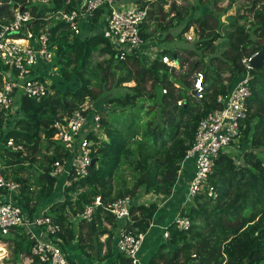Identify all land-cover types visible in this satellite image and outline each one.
<instances>
[{
	"label": "trees",
	"instance_id": "1",
	"mask_svg": "<svg viewBox=\"0 0 264 264\" xmlns=\"http://www.w3.org/2000/svg\"><path fill=\"white\" fill-rule=\"evenodd\" d=\"M140 1L141 7L149 4L140 26L142 39L146 41L154 34L164 33L162 40H176L158 50L149 64H141L135 55L117 59L100 31L82 36L63 21L56 22L49 30L52 62L46 63L47 66L44 63L45 71H37V77L44 80L52 67L56 71L59 67L60 78L68 82L76 80L75 89L62 92L59 84L51 82L54 93L38 101L16 92L13 104H18L17 117L0 108L2 173L20 184L19 195L14 198L30 217L41 212L37 198L55 194L46 214L60 225V230L48 238L60 245L72 264L74 260L67 250L74 249L94 262L105 264L115 256L112 264H128L114 245L118 220L108 210L109 205L130 195L133 202L125 227L131 233L147 234L158 205L139 203L138 191L168 196L174 187V200L178 201L187 187L185 181L178 179L180 161L192 144L199 120L220 107L216 97L226 94L241 79L244 73L241 59L258 52L261 48L258 41L264 38V0L239 3L240 0H228L224 7H217V0H195L188 4L186 1V5L171 1L169 14L173 15L167 20H161L160 10L168 0ZM51 3L42 7L33 4L30 8L39 17L46 11L72 9L77 0H51ZM18 4H24V0H0V23L9 20L11 10ZM202 4L208 5L209 11L202 14L193 11L195 5ZM234 4H237L235 12L228 14ZM244 7L248 8L246 13L242 12ZM104 12L101 7L84 19L101 29ZM173 21L181 26L174 34L169 31ZM44 23L35 19L30 28L37 32ZM190 28L192 41L184 36ZM99 48L108 58L95 62L93 52ZM162 56L175 60L179 68L163 63ZM196 68H201L204 76L201 99H196L191 91L189 75ZM4 69L0 62V85ZM108 70L120 73L114 87L123 82H132V86L125 87L123 94L111 93L105 100L112 112L111 125L106 118L101 120L106 140L86 135L95 142L91 153L95 162L83 177L65 176L70 183L61 200L54 193L57 179L50 172L54 162L67 161L70 152L54 138V123L65 122L86 100L102 97ZM249 86L247 117L241 123L236 151L240 152L242 163L237 164L232 152L219 155L207 183L187 209L189 229L180 230L173 221L168 223V237H163L162 230L164 240L151 253L147 264H264V63L252 67ZM86 111L90 121L93 112ZM114 113L120 117L112 116ZM115 122L119 124L113 125ZM5 123H10L8 128H4ZM10 138L22 149L6 146ZM31 172L36 174L37 196L27 183ZM126 172L129 177L122 175ZM97 197L100 202L91 221L76 219L84 206ZM3 242L10 247L6 263L42 264L31 253L34 239L23 227H15L6 236L0 233V243Z\"/></svg>",
	"mask_w": 264,
	"mask_h": 264
},
{
	"label": "built area",
	"instance_id": "2",
	"mask_svg": "<svg viewBox=\"0 0 264 264\" xmlns=\"http://www.w3.org/2000/svg\"><path fill=\"white\" fill-rule=\"evenodd\" d=\"M33 4L42 7L52 3L51 0H24V4H18L11 10L9 20L0 23V62L5 66L0 85V108L6 110L5 113L11 111L13 95L16 92L37 101L54 93L50 87V81L37 77L36 67L52 62L53 51L49 44V30L54 23L63 21L70 30L78 33L80 20L104 7L103 26L100 33L109 41L117 59L123 60L128 55H135L144 43L140 36V26L148 14L147 5L144 7L134 5L129 9L122 10L117 8L116 0H77V5L72 9L46 11L38 17L30 8ZM35 19L45 21L44 24L38 26L37 32L30 28V22ZM156 52L152 58L149 56V59L145 61L146 64H149L155 57ZM256 53L241 59L244 67L243 76L226 94L216 97V102L220 107L210 110L201 117L192 144L180 161L178 173L187 164L192 167L190 181L173 219L176 227L180 230L187 231L189 229L190 220L186 215L187 209L193 203L200 189L207 183L219 155L232 152L231 154L233 158H237V162L241 161L242 163L243 161L240 152L236 154V151L242 131L241 123L247 117L246 102L250 95L249 79L253 67L251 62ZM162 62L172 67L177 64L168 56H162ZM52 70L54 71V67ZM52 70L48 73H51ZM165 91L166 89L163 88L162 92ZM191 91L196 99H201L204 95V76L200 70L193 74ZM85 102L81 104L80 108L75 109L65 122L56 121L54 123L56 129L54 138L70 152V157L67 161L54 162L50 172L52 177L58 178L60 175L65 177L70 174L73 179H76L89 172L93 159L91 153L94 147L92 146L95 145V142L87 138L86 135L93 134L100 138L103 131L100 124L101 117L98 113H93L92 120L88 121L86 110L89 109ZM180 102L177 103L180 104ZM5 145L14 150L22 149V146L15 145L11 138L6 141ZM64 182L63 190L70 181L65 178ZM19 187L18 182L4 176L0 165V190H4L3 194L8 195L7 199L0 201V233L6 236L15 227L21 226L30 238L34 239L31 253L42 264H72L60 245L48 238V235H53L60 230V225L46 214V210H42L32 217L28 216L14 198L19 195ZM99 202L97 197L92 204L85 205L76 219L90 222ZM132 202L133 198L130 195H125L113 201L108 210L118 220L115 232L116 249L128 260V264H142L139 250L146 233H131L125 227L130 219ZM35 228H39L44 235L37 236L33 231ZM162 230L163 237L167 238L166 227H163Z\"/></svg>",
	"mask_w": 264,
	"mask_h": 264
},
{
	"label": "crops",
	"instance_id": "3",
	"mask_svg": "<svg viewBox=\"0 0 264 264\" xmlns=\"http://www.w3.org/2000/svg\"><path fill=\"white\" fill-rule=\"evenodd\" d=\"M139 1L140 0H116V3H117L116 6H117L118 9H122V10L123 9H129V8L133 7L134 5H140ZM144 1L153 2L155 0H141L140 2H144ZM170 2H171V0H168V2L163 5V7L165 5L169 6ZM217 2H218V0H217ZM239 2L240 1H238V3ZM175 3H176V0H175ZM178 3H179V1H178ZM178 3H176V4H178ZM209 4H210V2H209ZM147 6L149 7V4ZM217 7H218V4H217ZM209 9H210V7L208 5L202 4V5H195V9L193 11L194 12L196 11L197 13L202 14L204 12L209 11ZM169 11H170V9H168L166 15L164 13L165 17H163V14L160 15L161 16V20H164V19L167 20V19L171 18L173 13L171 12L169 14ZM87 20L88 19H81L80 20V24L81 25H80L79 33H81L82 36L92 35L93 33H95L97 31V28H95L94 25H92V23L88 22ZM174 22L175 21L172 22V24H171L172 26L169 28V31L171 33H173V34L177 32L176 31L177 27H173V25H174L173 23ZM176 23H178V22H176ZM99 26H97V27H99ZM175 26H177V25H175ZM161 35H164V33H158V34L152 35L148 40L144 41L143 45L140 46V48L136 51L135 56L140 60V62L142 61V63L144 64L145 61L149 59V56L151 58L154 56V54L156 52V48H159V47L163 48L164 47V44L166 42H164V44L162 45V42H163L162 39H161L162 37L159 38ZM155 38H157V41H155ZM171 44H169V45H171ZM167 45H168V43H167ZM102 46L103 45H100V47H102ZM107 58H108L107 55L105 53H102L100 48L93 52V61H95V62L105 61V59H107ZM44 65H46V64H44ZM44 65L42 64L40 66L39 65L36 66L37 67V71H39V73H41V71H45L44 70ZM60 87H61V85H60ZM67 90H70V87H67L66 85H64L62 83V91L64 92V91H67ZM91 101H94V100L92 99ZM100 103H101L100 100H98L95 104L93 102V110L97 109V110H101V112H102V110L107 111V113L109 112V114L107 115L106 119L109 120V122L107 124H110V120H111L110 113H112V112L109 111L110 110L109 109L110 106L107 105V103L106 104H100ZM103 105H105L107 107V109H103V107H101ZM93 110L91 109L90 112L94 113ZM95 113L97 114L98 111H95ZM107 113H104V114L106 115ZM98 114L100 115V113H98ZM91 120H92V116H91ZM118 124H119L118 122L113 123V125H118ZM191 170H192V167L188 164L185 168L181 169V171L178 173V175H181V178L182 177L184 178V181L186 182L187 185H188V183L190 181V178H191V175H192ZM22 175L26 176L23 173H22ZM56 179H57V187L55 188L54 193L56 192V194H57V191L61 192L63 190V188H64L63 183H65V182H61V181H64L65 177H64V175H62V180H60V178L59 179L56 178ZM36 180H37L36 179V174L34 172H31V174L29 175V180H28L27 183L31 186V191H36V196H37V194L39 192L38 191L39 187L37 186ZM185 191H186V189L183 192V196H184ZM138 192H142V191H138ZM151 194H149V195H151ZM51 195L52 194L45 195L42 198H37L36 199V205L40 207V210L38 209L39 211L46 210V208L48 206H50ZM149 195L140 194L137 197L141 198L143 196L141 199H145V198H150ZM151 196H152V198L153 197L157 198V197H161L163 195L162 194H158V195L152 194ZM7 198H8V195L3 194V193L0 192V201H3L5 199H7ZM174 198L176 199V189L173 187V189L171 190L170 194L164 200H162V202L158 205V209L156 210L154 218H153V220L150 223L151 226H149V229L147 230V234H145V238H144V240H143V242L141 244L140 250H139V257H140V260H141L142 264H147L149 256L153 252V247H155L157 245L156 241H151L152 237H154V234L156 232L162 231L163 227H166L167 224L170 223L171 221H173V219L175 217V213H176L175 211L177 210V201H175ZM166 199H168V200H166ZM182 200H183V197H182ZM165 202H168V203H166L167 205L165 204L164 206H161ZM167 215H172V218H170L169 222H166V218L165 217ZM151 227L153 228L152 230L150 229ZM33 231L39 237H42L44 235V234L41 233V230L39 228H35V229H33ZM103 236L105 237V235H103ZM103 239L104 238H102L101 240H103ZM163 240H164V238H163ZM148 243L151 244V246L149 247L150 248L149 250H147V248L145 246H143L144 244L146 245ZM114 245H115V241H114ZM72 258H73V260H76V259L79 258L78 260L80 261V263L94 264V261L91 258L88 259V258H86V257H84L82 255H80V257L72 256ZM115 260L116 259H115V256H114V257H112V259L106 260L105 264H112Z\"/></svg>",
	"mask_w": 264,
	"mask_h": 264
},
{
	"label": "rangeland",
	"instance_id": "4",
	"mask_svg": "<svg viewBox=\"0 0 264 264\" xmlns=\"http://www.w3.org/2000/svg\"><path fill=\"white\" fill-rule=\"evenodd\" d=\"M171 1H175V0H171ZM178 1H179V3H178ZM186 1H187V3H190L191 1H195V0H176V3H178V4H184V5H186ZM240 2H242V0H240ZM228 3V0H218V6H222V7H224L226 4ZM237 3V2H236ZM235 8H237V4H234V6H232V8H230L229 9V12H228V14L229 13H234L235 12ZM245 8V7H244ZM168 9H169V6L168 5H165L164 7H163V9L162 10H160V15L161 14H163V17H165V15H166V13H167V11H168ZM248 9V8H247ZM247 9L245 8V9H243L242 10V12L243 13H246V11H247ZM164 13H165V15H164ZM224 15H222L221 16V19H224ZM174 25H173V27H177L176 28V31H178L179 29H180V24H178V23H176V21L173 23ZM175 25H177V26H175ZM180 26V27H179ZM95 28H97V31H100L101 29L99 28V27H97V26H95ZM163 35H161L159 38H161ZM185 38L188 40V41H192L193 40V29L192 28H190V30L187 32V33H185ZM155 41H157V38H155ZM163 42H162V45L164 44V42H166V41H164V40H162ZM174 41H176V40H172V41H168V42H166L164 45H167V43H168V45L169 44H171V43H173ZM175 43H177V42H175ZM160 48L161 47H159V48H156V50L158 51V50H160ZM141 64H143L142 63V61H141ZM174 67L177 69V68H179L178 67V64H176V65H174ZM185 69H186V65L181 69V72L182 73H185ZM201 68H196L195 69V72L197 71V70H200ZM178 71V70H177ZM110 71L108 70V79H107V81H105V88H106V91L104 92L105 94H102L103 96L102 97H100V98H98V99H96V100H94V101H91V98L90 99H88L85 103H86V105H87V107H88V109H89V111H91V109L93 110V102H94V104L98 101V100H100L101 101V103L100 104H106V99L111 95V93H113L112 95H114L115 93H121V94H123V93H125L126 92V88L125 87H128V86H132V82H123L120 86H118V87H114V81H115V79L116 78H118V76H119V71H115V73H109ZM56 77H58V78H60V75H59V67H58V70L56 71L55 70V68H54V71H51V73H48V75H47V77H45L48 81H50V82H56L57 84H59V86L61 85V90H62V83L64 84V85H66L67 87H70V90H73V89H75V81H65V80H63L62 78H60V79H62V80H60V79H57L56 80ZM189 78H190V80H192V81H190V82H193V75H189ZM65 81V82H64ZM175 82H177V81H175ZM78 83V82H77ZM177 86H180L179 84H177ZM63 92V91H62ZM19 94V93H18ZM20 95V94H19ZM145 106V105H144ZM101 107H103V109H107V107L105 106V105H103V106H101ZM110 109V108H109ZM146 109L147 108H145L144 107V111H146ZM93 111H99V110H93ZM110 111V110H109ZM12 114H15L16 115V117L18 116V104H16V103H12V109H11V111H10ZM104 113H107V111H105V110H102V113H100V116H101V118H100V124H101V119H103V118H106L107 117V115L109 114V112L105 115ZM112 116H114V117H120L119 116V114H116V113H114V114H112ZM6 124V123H5ZM10 124V123H9ZM9 124L7 123L6 125H4V128H8L9 127ZM103 127V126H102ZM104 127L102 128V131H103V135H101L100 136V139L101 140H106V136H105V133H104ZM250 147L248 146L247 148H245V149H249ZM244 149V150H245ZM232 158H233V155H232ZM240 163H241V161H240ZM237 164H239V161L237 162ZM123 176H125L126 175V177H129V175H130V173H124V174H122ZM60 178V180H62V175H60L59 177H58V179ZM178 179H181L182 181H184V178L182 177L181 178V176L180 175H178ZM65 185V183H63V186ZM66 187V186H65ZM62 190V189H61ZM184 192V191H183ZM56 193V192H55ZM64 193H65V191L63 192V190L61 191V192H59V191H57V194H56V196H58V198H60L61 200L63 199V196H64ZM140 194H145V195H149V194H151V193H143V192H140L139 193V195ZM153 194V193H152ZM151 194V195H152ZM151 195H149L150 196V198H145V199H141V198H139V202L140 203H144V204H148V203H151V202H155L157 205H159L161 202H162V200H164L167 196H161V197H153L152 198V196ZM154 195H156V194H154ZM54 196H55V194H54ZM182 197H183V193H182V196H180L179 197V199H178V201H177V210H178V208H179V206H180V204H181V202H182ZM54 197L53 196H51V200L53 199ZM166 200H168V199H166ZM166 203H168V202H165L163 205H161V206H164ZM167 205V204H166ZM177 210L175 211V212H177ZM176 214V213H175ZM166 222H169V220H170V218H172V215H167L166 217ZM151 230L153 229L152 227L150 228ZM161 233H162V231H160V232H156L155 234H154V237H152V239H151V241H156L157 242V245L155 246V247H153V251L157 248V246L160 244V243H162L163 242V237L161 236ZM102 238H104V236H101V238L100 239H102ZM74 244H75V241H74ZM143 246H145L146 248H147V250H149L150 248V246H151V244L150 243H148V244H144ZM4 251V252H3ZM67 252H68V255L70 256V255H72V256H78V257H80V255L78 254L79 253V251L78 250H67ZM9 256H10V247H9V243H7V242H3V243H0V264H11V263H6V259H8L9 258ZM79 259V258H78ZM78 259H76V260H74L73 261V264H85V263H80V261L78 260ZM79 262V263H78ZM87 262V261H86ZM94 264H104V262L102 263V262H94Z\"/></svg>",
	"mask_w": 264,
	"mask_h": 264
},
{
	"label": "water",
	"instance_id": "5",
	"mask_svg": "<svg viewBox=\"0 0 264 264\" xmlns=\"http://www.w3.org/2000/svg\"><path fill=\"white\" fill-rule=\"evenodd\" d=\"M258 43L261 45L260 50L256 53V55L252 58V66L258 67L264 63V38L260 39ZM95 162L94 159L91 161V165Z\"/></svg>",
	"mask_w": 264,
	"mask_h": 264
}]
</instances>
